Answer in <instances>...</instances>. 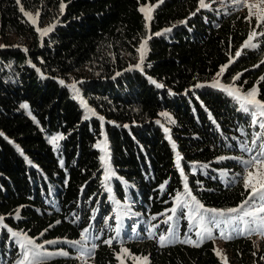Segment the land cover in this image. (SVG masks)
<instances>
[{"label":"trees","instance_id":"1","mask_svg":"<svg viewBox=\"0 0 264 264\" xmlns=\"http://www.w3.org/2000/svg\"><path fill=\"white\" fill-rule=\"evenodd\" d=\"M207 4L0 0V264L19 257L9 229L67 250L87 229L95 248L86 264H120L122 241L148 264H221L211 240L159 242L177 193L184 195L185 177L208 209L226 211L248 199L243 175L251 168L244 162L264 141V119L253 115L255 108L243 111L240 101L212 86L219 81L242 95L256 88L264 102V36L254 39L255 48L244 47L249 34L264 27L236 3ZM148 5L155 8L147 22L140 9ZM21 7L56 16L54 31L40 38ZM143 42L147 52L138 68ZM71 82L87 110L67 88ZM53 136L63 137L59 147ZM100 141L107 145V185L127 206L119 223L104 187ZM185 209L175 216L182 235ZM261 244L257 249L250 236L224 242L230 264H264ZM43 264L77 263L55 258Z\"/></svg>","mask_w":264,"mask_h":264},{"label":"snow or ice","instance_id":"2","mask_svg":"<svg viewBox=\"0 0 264 264\" xmlns=\"http://www.w3.org/2000/svg\"><path fill=\"white\" fill-rule=\"evenodd\" d=\"M237 3L243 2V0H236ZM17 3H20V0H17ZM200 8H208L210 7L209 4L205 3V0H199ZM249 9L252 7H255V5H248ZM64 5L61 4V11H63ZM200 8L197 9V11L200 10ZM21 12L24 13L26 17L31 21L33 25L37 24V19H34L30 13L24 11L23 7H21ZM140 11L145 14V20L150 21L151 20V8L141 7ZM37 13V17H38ZM195 15V13H193ZM251 11L249 14V19L251 18ZM258 20V27L261 20H264V14L257 16ZM54 27V25H53ZM52 30V27L43 29L42 31L37 28V31L41 32V35H47L48 32ZM170 31V29L166 30ZM159 35V33H157ZM257 36H264V31L257 32L253 30L249 36L248 39L244 42V47H252L255 48L257 45L256 43H253L254 39ZM2 47V46H0ZM139 51L141 52V60H143L144 53L146 51L145 43H142L140 45ZM236 57H239L241 55V51H237L235 53ZM232 60L229 61L231 63ZM136 67L139 68V65ZM228 67V65H224L221 68V73L225 71V69ZM235 79H239V76H237ZM264 79V78H262ZM152 83L156 84V81H151ZM63 83V81H61ZM213 87H220L223 91L227 92L228 95L233 96L237 101L241 102V108L243 111L248 112L251 108H255L257 112L253 113V115H258L260 117H264V102H261L260 100L256 99L257 95V89L253 88L251 91H249L247 94H241L240 90L236 87H224L223 85H220L219 81H216L213 85ZM156 87H163V85L156 84ZM197 87H200V85H197ZM73 90H76L75 84L72 85ZM83 103V102H82ZM23 108L27 109L28 105L23 104ZM86 107V105H85ZM163 115H167L166 113ZM103 119V118H101ZM255 123V121H254ZM260 127L264 129V123L260 124ZM167 129H165V132L167 133ZM63 139L62 136H53L50 140V142L53 144L54 147H59L57 141ZM169 140L171 142V138L169 137ZM253 144L256 143L255 140L252 142ZM98 148H101L102 151L105 152V157L107 156V145L106 142L101 146V144L97 145ZM246 151L251 152L252 149L248 148L247 146H244ZM172 148L175 151L176 145L173 143ZM105 157H101L102 162L105 163V173H106V179L109 176V169L107 166V162ZM223 159V157L221 158ZM180 160L181 157L179 153L177 152V160H176V166L177 168H180ZM246 165L250 166L251 169L247 171V174L243 177L244 182V188L246 191L249 189L251 190L248 196V199H246L243 203H241L238 207L235 208H229L225 211L217 210V209H208L204 207L203 204L199 203L194 196H192L191 191L188 188L187 179L185 177V183H184V195H181L180 193H177L175 197V203L174 207L169 209L173 216L177 214L178 211H182L183 209L188 210V219L190 226L193 224V221H195V226L198 229L196 231V236L199 238V243L202 241L205 237L211 239V228L208 227V225H212L214 227H219L221 223H224L226 225L232 226V232L238 233V234H250L253 231L258 232H264V216L261 214H264V144L260 145V150L257 155H252L251 159L244 162ZM204 167H207L205 165ZM181 175L183 176V170L181 169ZM107 190L111 192V189L107 187V184L105 185ZM185 197H189V199H185ZM259 201V203H257ZM245 205H249V208H245ZM206 214L207 217H206ZM233 214H239V215H233ZM166 215V214H165ZM229 216L230 219L220 220L217 219L218 217L223 218L225 216ZM173 216H168L167 219L164 221L167 223L168 221L172 220ZM119 218V214H118ZM250 218V219H245ZM155 219V217H153ZM3 217H0V222H2ZM240 224H243V228L240 227ZM250 225H254L255 227H250ZM9 231H11L9 229ZM153 233L149 232V237L151 238ZM13 237H18L19 246L21 249H23V259L19 262V264H43L44 258L53 255V253H47L41 251L43 249V244H36L32 239L28 238L27 236H22L19 233L12 232ZM221 238L230 239L232 238L231 235H225L223 232L221 233ZM89 239L88 236V230L85 229L84 232L81 233V239L79 241H73L70 242L73 245H77L81 248V258L86 254L84 251V244ZM168 238L164 235L159 236V241L161 242V246H163ZM106 244L111 245L112 240L104 241ZM191 242V241H189ZM46 243H54L53 241H47ZM30 246V247H28ZM195 246V245H194ZM93 249L95 248V244H93ZM123 252H126V249L122 250ZM59 255H67L66 252H60L57 253ZM217 255H221L219 251H217ZM31 257V258H30ZM119 258V257H118ZM226 262V257L222 258ZM121 264H123V261H121ZM144 264H146V258H144Z\"/></svg>","mask_w":264,"mask_h":264},{"label":"rangeland","instance_id":"3","mask_svg":"<svg viewBox=\"0 0 264 264\" xmlns=\"http://www.w3.org/2000/svg\"><path fill=\"white\" fill-rule=\"evenodd\" d=\"M209 1H210V4H215V3H217V4L236 3V4L240 5L241 9L246 10L248 13H250V11H251V13H252L251 16L255 17L256 19H257L258 15L264 14V0H243V2H241V3H237L236 0H206L205 3H208ZM248 5H255V7H252L251 9H249ZM145 7L152 9V11H151V16H152V13H153V10H154L155 6L148 5V6H145ZM26 12L30 13L31 16L34 19H37V24L33 25L31 23V21L28 19V17H26L24 15L25 20L31 26L34 27L35 31L37 32V34H38V36L40 38L48 37L54 31L55 27L57 26L58 20L56 19V16H52L51 15L48 18H46V16H44L43 12H40L39 9H35V10H32V11H26ZM37 13L39 14L38 17H37ZM143 15L145 16L144 13H143ZM260 24H261V27L262 26L264 27V20H261ZM53 25H54V27H53ZM49 27H52V30L50 32H48L47 35H43L42 36L41 32L37 31V28H39L42 31L43 29H46V28H49ZM143 43H145V46H146V42H143ZM17 48H21V46H17ZM139 49H140V46L138 48L135 66L139 65V67H141L143 65V63H144L145 55H146V52H147V46H146V51L144 53L143 60H141V52L139 51ZM73 84L76 85L75 82H71L70 84H67V88H69V90L73 92V94L75 95V99L77 101L79 100L80 105L85 110H87V107H85L84 102L82 103V101L80 99V94H79V91L77 90V88H76L75 91L73 90V88H72ZM218 88H220V87H218ZM87 114H91V112H89V113L87 112ZM98 144H101V146H103L104 143H103V141H100ZM98 149L101 150V148H98ZM102 153H103V157H105V152L102 151ZM105 159H106L107 166H108L110 174H109L107 179H106V173L103 176V178H104V187L107 184V182L109 181V177L111 175V171H110V168H109V165H108V161H109L108 156H106ZM103 164L105 165L104 162H103ZM249 170H253L254 171V169L245 170L243 177L247 174V171H249ZM107 187L110 188L108 185H107ZM249 191H251V190L249 189ZM111 193H112V190H111V192H109V194H110V198L112 199V204H113V207L115 208V212L117 214V217H118V214H119V217H124V214L126 215V213H127V208H126L127 206H124L125 207L124 208L118 202H116L113 199V197L111 196ZM257 203H259V201H257ZM245 208L246 209L249 208V205H245ZM185 212H186V215L188 216V210L187 209H185ZM235 215H239V214H235ZM261 215L264 216V214H261ZM170 216H173V214L171 213ZM175 216H173L172 220L167 222L169 224V229L165 233L164 236H166L168 239L166 240L164 245L173 244V243H177V242H181V243L189 244V245H200L204 241L211 240L214 243L215 253H216V256L218 257L219 261L221 262V264H230V258H231V255H230L229 251L226 249V247L224 245V242L227 239L221 238V233L222 232L226 236L227 235H231V237L249 235L250 237L253 238L254 245L257 247V249H259L261 247V245H262L261 243L262 242L264 243V232L253 231L250 234H238V233L232 232V226L231 225H226L224 223H221L219 225V227H214L212 225H208V227L211 228V236H212V238L209 239V238L205 237L202 241L197 243L199 241V238L195 234L196 231L198 230L196 228V226H195V221H193V224L190 226L189 219H188V222H187L188 223V229L186 230V233L182 235L181 232H180V220L178 219L177 220L178 224H176ZM223 218L224 219H221L220 217H218L217 219H220V220L230 219V217L227 216V215L225 217H223ZM245 219H250V218H245ZM119 220H121V219H119ZM119 220L117 219V221H119ZM0 226L2 228H4L2 222H0ZM240 227L243 228L244 227L243 224H240ZM250 227H255V226L254 225H250ZM7 232H9V235H10L11 239L15 242V244L17 245V247L19 249V252H18L19 253V257L17 258V260L13 264H19V262L23 259V251L24 250L21 249L20 246H19L18 237H13L12 236V232H15V231L7 230ZM16 233H19L22 236H27L26 234H23V233H20V232H16ZM192 233H193V235H192ZM27 237L30 238L29 236H27ZM30 239H32V238H30ZM32 240L36 244H38L34 239H32ZM189 241H191V242H189ZM121 243L123 245H121V248H120L119 253L117 255V257H119L118 261H119L120 264H121V261H123V264H144V258H146V264H148L149 260H148V258L146 256H134V255H132L129 252V250L124 247V244H125L124 241H122ZM160 244H161V242H160ZM43 245H44V247H43V249H41V251L47 252V253H53V255L44 258V261L55 259V258H65V259H70V260L76 261L77 264H86L88 262L89 257H91V254H92V251H93V247H92L93 246V242L91 240H89V239L84 244V251L86 252V254L82 258H81V251H82L81 248L79 246H77V245H73L72 243L68 245V250L66 248H61L62 245H61L60 242L51 243V244L50 243H44ZM28 247H30V246H28ZM123 249H126L127 251L123 252L122 251ZM217 251H219L221 253V255H217ZM60 252H66L67 255H59V254H57V253H60ZM223 257H226V262L222 259Z\"/></svg>","mask_w":264,"mask_h":264}]
</instances>
